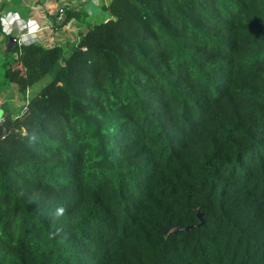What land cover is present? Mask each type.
Instances as JSON below:
<instances>
[{
    "label": "trees",
    "instance_id": "obj_1",
    "mask_svg": "<svg viewBox=\"0 0 264 264\" xmlns=\"http://www.w3.org/2000/svg\"><path fill=\"white\" fill-rule=\"evenodd\" d=\"M104 10L9 51L0 264H264V0Z\"/></svg>",
    "mask_w": 264,
    "mask_h": 264
},
{
    "label": "crops",
    "instance_id": "obj_2",
    "mask_svg": "<svg viewBox=\"0 0 264 264\" xmlns=\"http://www.w3.org/2000/svg\"><path fill=\"white\" fill-rule=\"evenodd\" d=\"M110 0H0V10L3 15L11 14L25 20L30 27L24 40L29 43H39L46 47L60 45L64 49L77 44L79 37L84 34L88 26L93 23L106 21L110 15L104 6ZM64 7L71 13V18L65 23L57 21L58 8ZM1 21L0 32V115L17 118L22 109L27 94L20 91L18 85L4 78L3 68L16 54L11 55L10 38L17 35L16 30L10 28V18ZM44 27L42 30L41 28Z\"/></svg>",
    "mask_w": 264,
    "mask_h": 264
},
{
    "label": "built area",
    "instance_id": "obj_3",
    "mask_svg": "<svg viewBox=\"0 0 264 264\" xmlns=\"http://www.w3.org/2000/svg\"><path fill=\"white\" fill-rule=\"evenodd\" d=\"M9 15L11 14H7V15H3V13L0 10V20L4 21L6 17H9ZM57 21L60 24L65 23L66 21V9L64 7H59L58 8V15H57ZM28 27L29 24L19 18L18 16H12L10 18V28L12 30H16L17 31V35L13 37V41H14V45H27L26 40H24V38L31 33L30 31H28ZM42 30L44 29V27L41 28ZM31 44V43H29ZM2 103L0 102V107H1ZM29 112V94L26 95L25 100L23 101L22 104V109L20 110V112L17 115V118H23L25 117ZM7 120V116L4 114L0 115V128L6 123Z\"/></svg>",
    "mask_w": 264,
    "mask_h": 264
},
{
    "label": "clouds",
    "instance_id": "obj_4",
    "mask_svg": "<svg viewBox=\"0 0 264 264\" xmlns=\"http://www.w3.org/2000/svg\"><path fill=\"white\" fill-rule=\"evenodd\" d=\"M30 139H31V140H34L35 137H34V136H33V137H30ZM63 212H64V209H63L62 207L56 209V215H58V216H59V215H62Z\"/></svg>",
    "mask_w": 264,
    "mask_h": 264
},
{
    "label": "rangeland",
    "instance_id": "obj_5",
    "mask_svg": "<svg viewBox=\"0 0 264 264\" xmlns=\"http://www.w3.org/2000/svg\"><path fill=\"white\" fill-rule=\"evenodd\" d=\"M46 81H48V78L43 79V80L40 82V84H39L38 86L42 85V84L45 83ZM36 87H37V86H36ZM36 87H35V88H36ZM35 88H30V89H29V91H30V95L33 94V92L36 91ZM4 125H5V124H4Z\"/></svg>",
    "mask_w": 264,
    "mask_h": 264
},
{
    "label": "water",
    "instance_id": "obj_6",
    "mask_svg": "<svg viewBox=\"0 0 264 264\" xmlns=\"http://www.w3.org/2000/svg\"><path fill=\"white\" fill-rule=\"evenodd\" d=\"M14 41H13V38L11 37L10 40H9V47H11L13 45Z\"/></svg>",
    "mask_w": 264,
    "mask_h": 264
}]
</instances>
